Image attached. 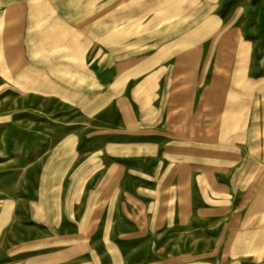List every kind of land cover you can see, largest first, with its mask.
<instances>
[{"label":"rangeland","instance_id":"1","mask_svg":"<svg viewBox=\"0 0 264 264\" xmlns=\"http://www.w3.org/2000/svg\"><path fill=\"white\" fill-rule=\"evenodd\" d=\"M194 1L0 0V264H264V0ZM207 15L215 34H182ZM200 43L210 78L236 77L240 115L236 165H198L210 227L184 258L185 229L152 235L176 184L151 178L154 103L138 83L153 48ZM160 239L177 250L158 258Z\"/></svg>","mask_w":264,"mask_h":264},{"label":"crops","instance_id":"2","mask_svg":"<svg viewBox=\"0 0 264 264\" xmlns=\"http://www.w3.org/2000/svg\"><path fill=\"white\" fill-rule=\"evenodd\" d=\"M194 20L196 23L186 27L182 34L207 37L216 33V29L210 31L208 15L204 19L198 16ZM156 34L160 35V32ZM163 35L171 33L166 32ZM206 47L205 43L194 44L176 55L170 54L171 49L165 47L153 48L150 55L142 58L147 70L143 72L142 81L138 83V92L143 93L138 98L144 100L151 98L154 103L153 124L145 127L151 130L155 142L152 147L153 157L147 161L158 167L157 171L151 173L153 174L151 178L175 181L176 184L175 189H170L168 195L174 197L168 207L170 217L158 227L168 230L152 235H158L159 238L176 237L175 230L185 229L179 233L185 237L186 245L189 247H186L189 255L185 254L184 258L191 257L194 229L197 235L207 237L210 227L207 221L202 222L197 218V213H202L209 206L198 202L201 196L207 197L209 194V185L204 181L207 179L206 172L198 165L217 163L236 165V114L240 115V104H236V77L210 78L208 63L203 64ZM176 56L177 59H173ZM185 67H190L187 70H191L194 75L192 79L184 74ZM147 89H151L152 96L149 95L150 92L145 91ZM165 101H168L167 105ZM158 104L159 106L163 104L166 108L158 109ZM213 121L215 122L212 123ZM210 127H216L214 137L218 142L216 146L210 145ZM210 148L215 150L210 151ZM211 175L216 180L215 185L222 190L216 194L226 193V196L232 197L231 185L225 181L224 175L219 177L221 180L216 179L218 177L213 171L210 172L209 176ZM179 180L185 181L184 191L181 184H177ZM224 202L227 203V200L216 201L213 204H217V207H213L218 211H224L223 208L227 205ZM228 206L231 208L233 204L229 203ZM173 213L178 219H172ZM176 250L171 243L161 239L152 248V252L159 254L158 258H161L163 253Z\"/></svg>","mask_w":264,"mask_h":264}]
</instances>
